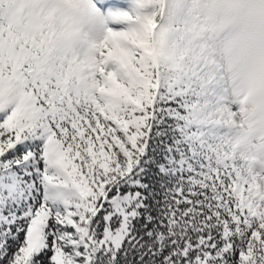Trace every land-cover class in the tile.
Masks as SVG:
<instances>
[{
	"label": "snow or ice",
	"instance_id": "obj_1",
	"mask_svg": "<svg viewBox=\"0 0 264 264\" xmlns=\"http://www.w3.org/2000/svg\"><path fill=\"white\" fill-rule=\"evenodd\" d=\"M0 264H264V0H0Z\"/></svg>",
	"mask_w": 264,
	"mask_h": 264
}]
</instances>
